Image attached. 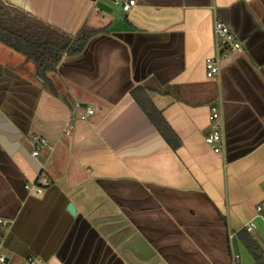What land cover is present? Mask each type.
Masks as SVG:
<instances>
[{"label": "crops", "instance_id": "obj_1", "mask_svg": "<svg viewBox=\"0 0 264 264\" xmlns=\"http://www.w3.org/2000/svg\"><path fill=\"white\" fill-rule=\"evenodd\" d=\"M3 1L66 34L95 35L49 74L53 92L36 70L0 58V79L40 88L28 127L0 108V161L18 189L0 188V264H253L237 233L252 222L264 246V0H136L128 12L113 2L117 17L111 0ZM215 17L241 48L207 78ZM139 85L171 142L130 94ZM217 103L224 147L214 149L205 136ZM34 136L45 141L37 156L23 143ZM40 177L51 184L25 194L21 181Z\"/></svg>", "mask_w": 264, "mask_h": 264}, {"label": "trees", "instance_id": "obj_2", "mask_svg": "<svg viewBox=\"0 0 264 264\" xmlns=\"http://www.w3.org/2000/svg\"><path fill=\"white\" fill-rule=\"evenodd\" d=\"M94 35V30L87 27H82L75 35L66 34L0 0V43L30 60L35 66L36 76L52 92L54 87L49 74L56 72L63 57L79 55ZM146 90L147 88L139 85L130 94L171 142L170 135L174 133L169 130ZM178 144L179 141L172 142V147L175 148ZM237 235L252 257L253 264H264V246L260 240L245 229L240 230Z\"/></svg>", "mask_w": 264, "mask_h": 264}, {"label": "built area", "instance_id": "obj_3", "mask_svg": "<svg viewBox=\"0 0 264 264\" xmlns=\"http://www.w3.org/2000/svg\"><path fill=\"white\" fill-rule=\"evenodd\" d=\"M115 4H121L122 9L128 12L136 5V0H111ZM213 33H214V54L205 59V69L207 78H214L219 76L222 62L228 57V54L237 51L241 48L240 41L236 38L234 33L230 30L226 22L221 18L215 17L213 22ZM78 106V105H77ZM93 110L91 108L86 109V114H92ZM73 116V113L70 115ZM85 118V115L81 116ZM209 131L205 136V142L209 144L214 149H219L220 146L224 147V126H223V115L222 107L220 103L214 104L210 107L209 111ZM73 129L72 122H68L64 128V132L68 134ZM45 144L44 139L34 136L33 145L34 149L32 151V156H37L39 153V148ZM51 184L50 180L46 177H40L39 181L33 184H26L25 188L28 193L32 190L36 194H40L44 188ZM257 215L264 218V205L259 204L256 207ZM1 221V220H0ZM246 231L250 232L254 229V224L252 222L246 224L244 228ZM235 236L234 233L229 234L230 240ZM234 259L238 258V254L234 252ZM6 258L0 254V263H4ZM24 264H45V262L36 260V258L29 256L25 259Z\"/></svg>", "mask_w": 264, "mask_h": 264}, {"label": "water", "instance_id": "obj_4", "mask_svg": "<svg viewBox=\"0 0 264 264\" xmlns=\"http://www.w3.org/2000/svg\"><path fill=\"white\" fill-rule=\"evenodd\" d=\"M7 74L9 72H6ZM12 73H9V76ZM18 80V78H17ZM20 81V82H19ZM24 80L14 81L11 77H4L0 79V108L4 102L11 105L10 110L12 114L18 115L22 120L25 121V125L28 127L32 118L34 117L35 110L37 108L38 99L40 97V88L36 92L28 91V89L21 87ZM4 110V109H2ZM5 113L7 111L4 110ZM8 114V113H7ZM11 116V114H8ZM17 124L22 130L20 122L16 121ZM7 163L4 161H0V188H4L6 191L12 189L17 194V186L16 179L12 178V176L6 171ZM19 181L17 182V184ZM23 189L25 194H27V189L25 188L26 183L22 180ZM12 190L10 192H12ZM19 197V203L23 199L24 196ZM75 206L72 203L67 205V210L71 215H76Z\"/></svg>", "mask_w": 264, "mask_h": 264}, {"label": "rangeland", "instance_id": "obj_5", "mask_svg": "<svg viewBox=\"0 0 264 264\" xmlns=\"http://www.w3.org/2000/svg\"><path fill=\"white\" fill-rule=\"evenodd\" d=\"M106 3L108 4V6L105 8L107 13L112 14L114 17H117L121 14L122 10L119 6L115 5L111 1H106ZM0 58L8 60L11 63L15 62L16 66H18L19 69H23V70L27 71L30 75H33L32 72L35 70L34 64L30 60L26 59L22 55L16 53L15 51L11 50L10 48L6 47L5 45H3L1 43H0ZM23 143H24V145L28 146V149H30L33 145V144H31L32 141L29 137H25V139L23 140ZM43 150H44V148H43ZM39 158L40 159L42 158V152H41ZM31 192L36 194V192L33 190ZM5 228L6 227H4V226L0 227V230L3 232L5 230Z\"/></svg>", "mask_w": 264, "mask_h": 264}]
</instances>
